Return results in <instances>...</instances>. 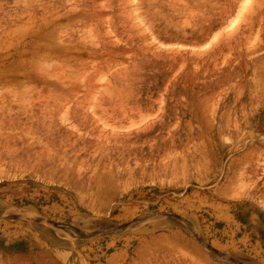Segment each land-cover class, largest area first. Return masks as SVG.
Listing matches in <instances>:
<instances>
[{"label":"rangeland","instance_id":"374dc122","mask_svg":"<svg viewBox=\"0 0 264 264\" xmlns=\"http://www.w3.org/2000/svg\"><path fill=\"white\" fill-rule=\"evenodd\" d=\"M51 202L87 264H264V0H0V220Z\"/></svg>","mask_w":264,"mask_h":264},{"label":"crops","instance_id":"0c3cea01","mask_svg":"<svg viewBox=\"0 0 264 264\" xmlns=\"http://www.w3.org/2000/svg\"><path fill=\"white\" fill-rule=\"evenodd\" d=\"M70 210L53 202L36 208V213L52 221L50 227H44L38 220H26L25 225L21 221L18 226L0 220V262L14 264L11 254L18 249L27 258H45L42 264H87V233L81 232L87 229V223L75 221ZM69 239H73V245H67Z\"/></svg>","mask_w":264,"mask_h":264},{"label":"bare ground","instance_id":"6f19581e","mask_svg":"<svg viewBox=\"0 0 264 264\" xmlns=\"http://www.w3.org/2000/svg\"><path fill=\"white\" fill-rule=\"evenodd\" d=\"M260 2V1H259ZM262 4V3H261ZM248 5H249V3H248ZM238 9V8H237ZM241 12V11H240ZM242 13V12H241ZM165 21V20H164Z\"/></svg>","mask_w":264,"mask_h":264}]
</instances>
